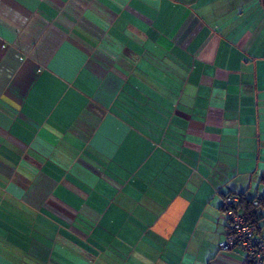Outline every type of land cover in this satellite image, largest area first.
I'll list each match as a JSON object with an SVG mask.
<instances>
[{"label": "crops", "instance_id": "obj_1", "mask_svg": "<svg viewBox=\"0 0 264 264\" xmlns=\"http://www.w3.org/2000/svg\"><path fill=\"white\" fill-rule=\"evenodd\" d=\"M232 193L264 195V0H0V264H247Z\"/></svg>", "mask_w": 264, "mask_h": 264}, {"label": "built area", "instance_id": "obj_2", "mask_svg": "<svg viewBox=\"0 0 264 264\" xmlns=\"http://www.w3.org/2000/svg\"><path fill=\"white\" fill-rule=\"evenodd\" d=\"M240 203L238 195L225 197L223 206L229 224L221 250L243 254L247 264H264V235L259 234L258 227L239 210ZM253 206L264 209V195L258 197Z\"/></svg>", "mask_w": 264, "mask_h": 264}, {"label": "trees", "instance_id": "obj_3", "mask_svg": "<svg viewBox=\"0 0 264 264\" xmlns=\"http://www.w3.org/2000/svg\"><path fill=\"white\" fill-rule=\"evenodd\" d=\"M227 195H231V194H227ZM226 195V196H227ZM232 195H238V196H240L241 197V205L243 204V203H245V208H244V206L242 207V206H239V208L241 207V208H243V209H245V215H246V218H247V220L250 222V223H252V224H254V225H256L257 227H258V222L256 221V214H257V209H261V210H264L263 208H258V207H254L253 206V202L258 198H255V199H252V200H250V199H248L246 196H244V195H239V194H233L232 193ZM225 196V197H226ZM259 228V227H258ZM258 231H259V229H258Z\"/></svg>", "mask_w": 264, "mask_h": 264}]
</instances>
